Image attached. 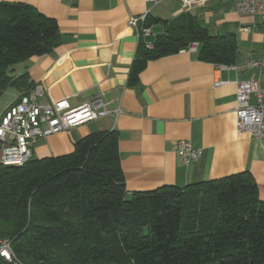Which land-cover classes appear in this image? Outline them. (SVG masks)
I'll use <instances>...</instances> for the list:
<instances>
[{"label": "trees", "instance_id": "1", "mask_svg": "<svg viewBox=\"0 0 264 264\" xmlns=\"http://www.w3.org/2000/svg\"><path fill=\"white\" fill-rule=\"evenodd\" d=\"M156 23L162 31L138 42L130 82L148 59L191 42L203 60L235 61L234 31H211L185 12L172 19L149 12L144 25ZM58 43L53 17L1 1L0 92L32 89L28 72L10 67ZM0 237L12 240L16 260L0 264H264V203L247 171L128 195L118 133L96 130L76 139L71 152L0 163Z\"/></svg>", "mask_w": 264, "mask_h": 264}, {"label": "crops", "instance_id": "2", "mask_svg": "<svg viewBox=\"0 0 264 264\" xmlns=\"http://www.w3.org/2000/svg\"><path fill=\"white\" fill-rule=\"evenodd\" d=\"M1 1L28 3L58 24L59 43L51 52L17 63L20 73L27 71L31 81L43 85L42 102L66 98L76 106L101 95L110 107L119 104L122 109L115 123L106 116L38 139L34 157L71 152L74 141L85 134L114 129L128 195L164 184L184 186L247 171L255 179L264 203V139L236 131L234 84L236 79L256 76L255 68L237 67L263 54V15L238 14L229 0H209L187 9L175 1L172 18L185 12L191 18L206 19L204 24L214 23L212 18L225 5L231 6L224 13L225 20L214 24L235 32L234 63L223 69L222 64L199 58L197 49H180L148 59L136 80L130 82L138 42L153 36L138 37L128 24L131 16L146 13L149 4L145 0ZM217 80L229 83L216 86ZM19 95L14 88L7 105ZM178 141L200 150L198 158L181 160L175 148Z\"/></svg>", "mask_w": 264, "mask_h": 264}, {"label": "built area", "instance_id": "3", "mask_svg": "<svg viewBox=\"0 0 264 264\" xmlns=\"http://www.w3.org/2000/svg\"><path fill=\"white\" fill-rule=\"evenodd\" d=\"M149 4L146 13L131 16L128 24L136 30L138 37L152 35L150 27L144 25L147 14L153 6L164 0H145ZM183 9L203 6L209 0H176ZM238 14L263 15L264 0H229ZM145 45L151 46L146 40ZM187 49L196 50L197 42H191ZM226 69L227 65L222 64ZM243 68L257 69L256 76L250 79H236L235 84V127L238 133H248L253 138L264 139V52L261 57L249 60ZM229 81L217 80L215 85ZM45 89L35 84L27 93L19 95L0 113V163L2 165H20L33 156V147L38 139L57 134L71 128L87 124L109 116L115 123L122 113L121 106L110 107V103L101 95L71 106L66 98L42 102ZM253 97V99H251ZM176 152L181 160H196L200 150L194 149L185 141H178ZM0 258L16 263L12 240L0 237Z\"/></svg>", "mask_w": 264, "mask_h": 264}, {"label": "rangeland", "instance_id": "4", "mask_svg": "<svg viewBox=\"0 0 264 264\" xmlns=\"http://www.w3.org/2000/svg\"><path fill=\"white\" fill-rule=\"evenodd\" d=\"M176 0H164L160 3H158L157 5L153 6L152 7V10H151V14L155 15V16H158V17H161L162 19H171L173 16H174V12L175 9H176ZM231 6L230 5H225V7L223 8L222 6V10L220 11V13L218 15H215L213 18H212V22H217L218 21H222V19L225 20V11L227 9H231L230 8ZM205 20L206 19H200L201 23H205ZM209 20V19H208ZM210 23L208 24L207 22V25H211V30H217L218 28H220V25L219 24V27L217 28L216 25L218 23ZM232 23V22H231ZM228 25V24H227ZM230 25V24H229ZM152 26V35L156 34V33H159L162 31V26ZM226 26V25H225ZM231 27H234V25H230ZM159 27V28H158ZM10 69H15V74H20L21 72V66L18 64H15L13 66L10 67ZM8 74H10V70L8 69ZM14 91V88L13 87H7L5 90H3L2 92H0V113L2 112V109L9 103V101L12 99V92Z\"/></svg>", "mask_w": 264, "mask_h": 264}]
</instances>
